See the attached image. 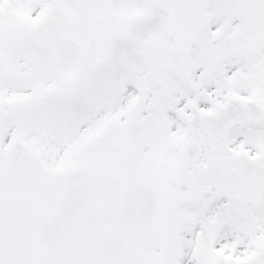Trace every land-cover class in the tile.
Returning <instances> with one entry per match:
<instances>
[{"label":"snow or ice","instance_id":"obj_1","mask_svg":"<svg viewBox=\"0 0 264 264\" xmlns=\"http://www.w3.org/2000/svg\"><path fill=\"white\" fill-rule=\"evenodd\" d=\"M0 264H264V0H0Z\"/></svg>","mask_w":264,"mask_h":264}]
</instances>
